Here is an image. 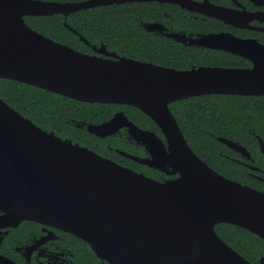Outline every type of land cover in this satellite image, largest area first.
Returning <instances> with one entry per match:
<instances>
[{"label": "water", "instance_id": "water-1", "mask_svg": "<svg viewBox=\"0 0 264 264\" xmlns=\"http://www.w3.org/2000/svg\"><path fill=\"white\" fill-rule=\"evenodd\" d=\"M120 1L131 0H0V78L81 101L139 108L157 124L164 141L122 110L106 121L87 123L85 129L106 137L127 128L149 156L117 152L174 177L157 180L62 138L0 97L2 218L12 223L33 220L69 232L109 264H251L216 234L214 226L235 224L264 239V192L222 175L202 160L184 138L169 103L207 93L264 95V44L229 33L204 35L197 44L243 56L252 67L175 69L117 55L103 44L92 45L103 56L85 53L38 32L24 19L66 16ZM158 1L193 8L188 0ZM228 14L221 11L217 16L231 22ZM233 17V24L244 27V12ZM217 139L247 154L239 143ZM261 150L264 153L262 143ZM259 263L264 264V255Z\"/></svg>", "mask_w": 264, "mask_h": 264}, {"label": "trees", "instance_id": "trees-1", "mask_svg": "<svg viewBox=\"0 0 264 264\" xmlns=\"http://www.w3.org/2000/svg\"><path fill=\"white\" fill-rule=\"evenodd\" d=\"M139 7L141 5L138 4L135 9L141 11ZM125 8L121 4L79 10L69 14L66 22L87 39H100L121 54L154 63L175 67L188 64L248 65L239 56L219 52L212 54L198 48L180 46L138 29L128 17L129 12L134 9ZM24 19L38 32L75 49L90 52L89 47L62 24L61 15H34L25 16ZM0 97L38 126L53 130L59 135L80 133L87 139L86 144L97 152L146 174H153V170L146 166L105 148V145H110L139 152L129 142L116 136L101 138L83 132L71 122L77 120L100 123L108 120L117 110H123L137 123H144L160 134L153 120L139 108L126 104L81 101L9 78H0ZM169 107L187 143L202 160L224 175L264 191L261 185L255 184L244 173V167L240 163L229 160L227 156L235 155L234 152L215 138L216 135L226 136L239 141L251 151L258 152V145L251 131L257 133L264 144V95L190 96L170 103ZM261 162L264 163L263 159L257 158L256 164L263 166ZM215 231L251 264H260L259 258L264 255L263 238L245 228L225 222L217 224Z\"/></svg>", "mask_w": 264, "mask_h": 264}, {"label": "flooded vegetation", "instance_id": "flooded-vegetation-1", "mask_svg": "<svg viewBox=\"0 0 264 264\" xmlns=\"http://www.w3.org/2000/svg\"><path fill=\"white\" fill-rule=\"evenodd\" d=\"M47 1L79 2L85 0H62V1L47 0ZM188 1L187 2L190 3V6H192L193 8L182 7L179 3L171 2V1L160 2L158 0H131V1H120V2H112L107 4L90 6L69 12L66 16H64L61 13H54V14L61 15L62 24L66 28H68L80 42L84 43L89 47L90 52L80 50L85 53L97 54L103 56V54L96 52L92 47V45L99 47L101 44H103L107 51L115 52L117 55L120 56H127L125 54L119 53L116 49L107 46L108 44L100 39L94 38L93 40H91L84 37L81 33H79V31H77L76 28H74L73 26H71L69 23L66 22V18L68 17V15L79 10L122 4L123 6H126L125 9H127L128 7H132L134 9L132 12H129L128 17L133 20L136 28L138 29H141L159 38H166L170 41H173L174 43L179 44L180 46L189 47V48H198L212 54L219 52V53H228L235 56H239L240 58L245 59L248 62V65L239 66V65H217V64L214 65L188 64L183 67H175L160 63H154L149 60L133 57L132 55H128L127 57H131L133 59H137L141 61H148L153 64L171 67L175 69H187L197 66H218V67H228V68L252 67V61L243 56L228 52L223 49L213 48L211 46L197 44V43L202 39L201 37H203L204 35L229 33L236 38L254 39L258 43L264 44V0H188ZM138 4L141 5V7H139L141 11L135 9L137 8ZM221 11L222 12L227 11L229 13L226 18L231 20L232 23L226 22L222 18L217 16V14H219ZM239 11L245 13V21H243L244 27L233 24V22L235 21L233 16L239 13ZM25 16H34V15H25ZM72 29H75L76 32H74ZM255 33H259L261 35L255 36L254 35ZM79 35H81L83 38L89 41L90 44H87L84 41H82L79 38ZM207 94H226V95L229 94V95H247V96L263 95V94L255 95V94H231V93H207ZM207 94H202V95H207ZM195 96H201V95H195ZM125 115L128 117V119H130L133 123H135L139 127L154 131L152 128L146 126L144 123H137L136 121L133 120V118H131L127 114ZM87 123H93V122H81L77 120L72 121V124L76 128L83 130V132H88L85 129V125ZM155 134L164 141V136L161 133V131L160 134L156 132ZM251 134L254 136L257 142L258 152L251 151L244 144L240 143L237 140L228 138L226 136L216 135L215 138L217 139V137H225L245 147L247 154L243 155L241 152L228 147L226 144H224L223 142L217 139L219 142L223 143L230 150L234 152L235 155L227 156L229 160L235 163H240L244 167V173L247 174L248 177L253 179L255 181V184L261 185V187L264 188V163L261 162L263 166H259L258 164H256L257 158L263 159L264 162V153L261 150V143L263 147L264 144L262 138L257 133L251 131ZM60 136L62 138H70L73 141H76L81 145L94 150L93 148L89 147L86 144L87 139L84 138L83 135L80 133L71 132L64 135L62 134ZM109 136H116L118 138H122L124 141L129 142L130 145H132L139 152H130L120 147H116V146L112 147L110 145H105L106 149H109L112 152H115L119 155L122 154L118 153L117 150H122L129 154L140 157L149 156V153L147 152L145 147L140 142L135 141L132 137L129 136L127 128H122L117 133ZM94 151L97 152L96 150ZM99 154L110 158L105 154L102 153ZM122 156L134 161L133 159L125 155ZM117 163L126 166L132 170H135L137 172L144 173L143 171H139L120 162ZM144 166L153 170L152 172L153 176L146 173L144 174L153 177L157 180H164L167 177H174V176H166L164 173L159 172L158 170L151 168L147 165ZM216 171L224 175L222 172L218 170ZM226 177L233 179L229 176ZM242 184H246V183H242ZM251 187L256 188L254 186ZM2 215H3V211L0 209V264H109L107 261H103L99 257H97L87 242L83 241L79 237L69 232L63 231L58 228H54L52 226L40 222L27 220V219L20 220L17 223H12L10 220L2 218ZM215 226H214V230H215Z\"/></svg>", "mask_w": 264, "mask_h": 264}]
</instances>
